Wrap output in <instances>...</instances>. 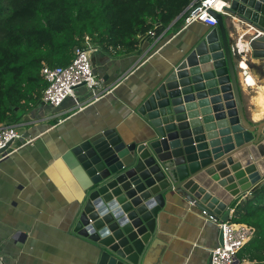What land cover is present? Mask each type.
I'll return each mask as SVG.
<instances>
[{"label": "water", "instance_id": "obj_1", "mask_svg": "<svg viewBox=\"0 0 264 264\" xmlns=\"http://www.w3.org/2000/svg\"><path fill=\"white\" fill-rule=\"evenodd\" d=\"M224 1L218 25L141 102L142 136L108 129L65 155L82 188L73 231L97 249L95 264H141L172 201L226 223L264 187V120L247 116L240 46L226 23L240 20L251 58L264 60V0Z\"/></svg>", "mask_w": 264, "mask_h": 264}, {"label": "crops", "instance_id": "obj_2", "mask_svg": "<svg viewBox=\"0 0 264 264\" xmlns=\"http://www.w3.org/2000/svg\"><path fill=\"white\" fill-rule=\"evenodd\" d=\"M226 23L240 46L247 116L261 122L264 60L251 58L240 20L227 17ZM210 29L195 23L171 31L131 56L111 57L93 47L90 55L100 92L109 93L90 104L91 93L79 87L75 94L86 107L83 111L69 98L59 108L41 104L22 119L21 133L34 141L26 145L17 140L11 155L0 161V256L5 264H95L97 249L73 231L82 188L65 155L108 129L124 138L142 136L147 124L137 114L141 102ZM220 233L219 222L181 199L172 201L161 212L141 264H210V251L220 245Z\"/></svg>", "mask_w": 264, "mask_h": 264}, {"label": "trees", "instance_id": "obj_3", "mask_svg": "<svg viewBox=\"0 0 264 264\" xmlns=\"http://www.w3.org/2000/svg\"><path fill=\"white\" fill-rule=\"evenodd\" d=\"M192 2L0 0V126L20 124L42 104L44 65L65 67L88 47L111 57L139 54L150 32L180 31ZM232 222L256 229L240 264H264V187L236 207Z\"/></svg>", "mask_w": 264, "mask_h": 264}, {"label": "built area", "instance_id": "obj_4", "mask_svg": "<svg viewBox=\"0 0 264 264\" xmlns=\"http://www.w3.org/2000/svg\"><path fill=\"white\" fill-rule=\"evenodd\" d=\"M226 4L223 0H193L188 8L186 22L182 29H187L195 23H203L211 28L218 25L214 13L226 15L224 11ZM164 35V34H163ZM162 35V36H163ZM154 32L149 33V39L160 40ZM86 41H90L88 38ZM92 47L77 49L72 62L65 67H50L44 65L41 76L47 82L48 87L43 92L42 102L53 107L59 108L63 103L73 98L79 111L86 107L78 102L75 91L79 87H85L91 93L90 104L101 101L109 92H100L99 80L94 72L91 61ZM22 125H2L0 126V151L17 140H24L26 145L34 140L24 137L21 133ZM11 149V148H10ZM8 149L0 154V161L6 159L11 153ZM203 215L211 221L214 220L206 212ZM219 227L223 233V244L210 251L211 264H240L238 255L246 246L251 238L254 237L256 229L247 224L233 223L232 219L226 223H220ZM0 264H5L0 256Z\"/></svg>", "mask_w": 264, "mask_h": 264}]
</instances>
